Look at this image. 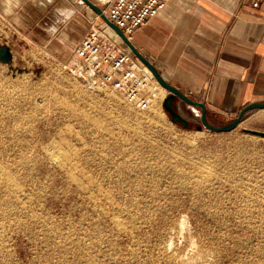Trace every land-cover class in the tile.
<instances>
[{"label":"rangeland","instance_id":"rangeland-1","mask_svg":"<svg viewBox=\"0 0 264 264\" xmlns=\"http://www.w3.org/2000/svg\"><path fill=\"white\" fill-rule=\"evenodd\" d=\"M98 20L100 22L101 18L98 17ZM124 46L126 45L124 44ZM124 46L122 47L123 49ZM74 54L65 58V60H59L56 57L46 55L0 18V161L2 162H0V165L3 164L6 168L9 164V166H12V168L8 167V170L12 171L15 179L18 178L16 181L19 185L17 187L0 188V194L2 193L0 197H5L4 200H2V197V199L0 198V215L2 213L4 214V216L1 215L3 218L0 216V220L3 221L0 222V229L3 232L5 231V233L10 231L3 237L4 234L0 230V236H2L0 238V264H66L68 262H70L68 264H74L73 256L75 246L73 245L71 247L69 245L76 235L74 232V228L77 225L76 221L81 218L79 214L82 213L84 208L87 209L88 214L90 213L89 219H93H88V222L86 219L82 220L80 226L84 227L83 232H85V228L89 224L96 228V230L103 229V226L105 228V231L103 230L105 233L96 235L97 238L94 236L91 240L94 243L101 241L104 245L103 247L100 242L99 247L101 249L99 247L94 249L96 256H98V263L107 264L110 261L108 264H111L114 259H117L119 264H126L128 262L127 260H129L130 264H138L140 256H143L141 258L142 262L140 261L139 264L143 263L142 259L144 257L146 258L143 264H158L159 259L157 260L155 257L157 255L158 258L157 248L155 247H158V244H160L159 238L157 237V226L151 222L150 225L149 223L146 224L147 226L143 224L149 219L148 217L151 218L152 215L155 217L159 206L167 208V204L169 203L168 208L174 205V214L177 215L176 217L178 219L181 215H186V221L188 222L191 233H198L201 240H203V237V242H206L205 244L211 248L219 247L220 244L219 248L223 256L220 258L217 254L215 256L214 253L208 252L205 256V258L208 256V259L206 258L208 262L206 261L205 264H264V137L247 132V130L264 132V109L249 112L235 130L226 133H217L205 127L202 130H198V127L202 125L200 116L195 118L185 104L178 103L177 109H179L183 116L192 121L189 128H184L181 124L173 123L171 115L164 108V101L168 96V92L164 93V91L160 90L162 94L158 91V88H155L152 81V83L150 81L147 83L146 89L141 96L144 100L149 96L147 104L137 105V103L129 101L124 93L114 90L111 86H104L101 80L93 75V73H88L84 69H81L78 66L79 64L74 60ZM141 64L142 62H139L141 72L146 76V73L142 70V66L144 65ZM154 90L156 93H151V91L155 92ZM157 93L158 96H156ZM10 97L11 99H9ZM237 116L235 115L227 120L216 119L210 116H207V118L211 125L222 127L232 123ZM124 120L126 121L124 122ZM123 123L124 125H122ZM53 145L57 146V150ZM64 149H67V151ZM63 151L72 153L71 156L74 161L70 160L66 162L60 159L62 156L59 158V155ZM47 152L49 153L47 154ZM53 152L59 155H54ZM123 152L125 156H123ZM74 156L77 158H74ZM6 162L9 164H6ZM58 162L107 163L106 169L108 168L110 171L108 169L105 170L103 175V172H100L101 176L105 175L103 178L105 182L101 178V183L104 182L105 188L110 186L107 183L110 182V179L113 178L112 180H115L117 178H115V171L110 163H132L143 169L144 177L147 175L151 176L144 178V180H147L142 184L144 185L142 188L147 191L145 192L142 188L139 189L144 193L138 190V192L135 191L132 188H135L133 185H127L124 188L125 194L124 192H120L121 195L118 192H113L114 195L112 194L122 206L125 204L123 207H128L129 214L134 211L130 215L128 212H125L126 214L122 213L120 215L121 213H119L118 216H121V220L126 223V227L129 226L127 229L129 228L131 232L133 230V233H136L135 235L137 237L133 235L134 237L132 238L125 233L117 232L118 230L115 229L114 225L111 226V215L102 217L103 215H99L94 211L95 208L92 209L94 206H87L86 203L84 205L76 195L77 193L75 191L77 189L75 184L69 182L70 180L65 176L67 172L66 168L68 167L64 166L65 168H63L61 164H57ZM201 166L207 169L209 168L212 173L209 170L206 171V168L205 170L202 169ZM14 169L20 171L14 173ZM152 169L154 170L152 171ZM155 171L158 172L155 173ZM174 171H181L179 173L182 175H189L187 177L185 176V179L192 183L191 187H200V190L196 191V195H198L195 197L196 200L194 197L192 199L195 201L201 200L204 203L202 204L204 206L201 210L191 209L189 213H186L183 209L182 214L179 213V209L185 206L183 196L186 200L188 199V205L194 202V200L190 202L191 198L189 197H191V194L189 196L187 194L179 196L170 193L166 196L167 198L163 197L161 202H156L157 195L154 194L153 189L156 187L159 189L163 187L161 189L162 191L166 189L165 186L169 185L167 184V177L170 178L172 174L175 175ZM200 171L202 172L200 173ZM17 174L18 176L16 177ZM155 177L161 179L159 181L160 183L157 182ZM107 179L109 181L106 182ZM153 185L156 186L154 187ZM180 185L181 183L176 184V187ZM205 185L211 188L214 194ZM128 189L131 196L130 193H127ZM19 190L22 194H19ZM24 190H27V192ZM131 190H134L133 193ZM147 192L152 193L148 194ZM199 193L205 195V197ZM11 194L14 196L17 194L18 199ZM7 195L14 202L11 199L9 200ZM26 195L28 197L31 195L33 198H28ZM25 197L29 200L32 199L31 202ZM5 199H7V202H5ZM153 199L156 200L153 201ZM21 202L22 204H20ZM12 204L15 211L12 208ZM153 204H156V206ZM77 205H80L82 208L84 206L80 213L75 211ZM151 205L152 207H150ZM7 206L12 208L13 211L9 207L7 208ZM2 208L5 210L8 209L6 214ZM83 211L86 212V210ZM13 212L16 214H13ZM31 212L32 214L34 212V215L31 216ZM93 213L95 216L92 215ZM150 213L151 215H149ZM21 214L23 215L21 219L24 217L27 219L21 221L19 218ZM27 214L31 218L27 217ZM174 214H171V216H174ZM12 215H17L14 220L12 218L15 216L12 217ZM90 216H94L98 224L95 222L94 217ZM129 216H132V218ZM145 216L147 218L144 219ZM37 218L39 219L36 220ZM16 219L19 220L16 221ZM40 219L44 223H40ZM131 219L133 222H131ZM125 220L128 221L126 222ZM29 221L33 223L35 221L37 223L38 221L40 227H36V225H39L38 223H34V225H32L33 223L29 224ZM15 222L21 223L17 225ZM93 222L98 226L96 227ZM108 222L111 225H108ZM99 223L101 226H99ZM131 224L132 226L135 225L133 226L134 228L130 226ZM4 228L6 229L4 230ZM11 228H14L13 231ZM32 228L33 230H30ZM144 228L145 230H143ZM37 229L38 233L36 234L35 232L37 231L35 230ZM106 229H109V232ZM146 230L148 232L145 234ZM44 231L46 232L45 234ZM110 231L114 232L112 233ZM38 234L40 235L38 236ZM55 234L58 235L56 236ZM6 235L7 237L9 235L11 237L7 238ZM50 235L52 238H50ZM99 236H102V238ZM120 236L121 238H119ZM48 237L51 239L50 242L47 241ZM103 237H106L104 239L107 242L105 240L103 241ZM139 237H143L144 239L141 238V240ZM206 237L210 240L207 241L208 239ZM149 239L152 240L149 241ZM108 240L110 243H108ZM214 240L217 241L214 242ZM126 241L131 245H128ZM151 241L156 242L152 243ZM178 243H181V240ZM212 243L216 244L213 245ZM108 244L112 247L109 248ZM119 245L120 249L123 248L122 250L119 249ZM134 245H139L140 247H135ZM151 245L155 247L153 246L152 249ZM63 246L65 247L64 249L70 248V250H64L62 248ZM146 246H148L147 249H144ZM59 247L63 251H60L58 249ZM2 248L3 250H1ZM104 249L106 252H104ZM141 249L145 251L142 252ZM118 250L122 251V253H118ZM127 250L130 251L128 252ZM107 252L108 254H106ZM133 253L137 254L131 255ZM106 255L107 257H105ZM135 255L137 256L135 257ZM114 256H122V258H119V260ZM100 257L104 261L106 260L105 258L107 260L104 262L102 259H99ZM217 257L219 261L215 260V258L218 259ZM123 259L125 260L123 261ZM147 260L149 263L145 262ZM117 261H113L112 264L118 263Z\"/></svg>","mask_w":264,"mask_h":264},{"label":"crops","instance_id":"crops-1","mask_svg":"<svg viewBox=\"0 0 264 264\" xmlns=\"http://www.w3.org/2000/svg\"><path fill=\"white\" fill-rule=\"evenodd\" d=\"M253 3L170 0L130 41L166 81L205 103L207 116L227 120L264 102V0ZM98 17L83 0H0V18L59 60L74 54L92 23L108 27Z\"/></svg>","mask_w":264,"mask_h":264},{"label":"bare ground","instance_id":"bare-ground-1","mask_svg":"<svg viewBox=\"0 0 264 264\" xmlns=\"http://www.w3.org/2000/svg\"><path fill=\"white\" fill-rule=\"evenodd\" d=\"M115 32V31H114ZM141 65H144L143 63L141 64ZM140 68V67H139ZM142 70H144V72L146 73V83H148L149 81L151 82H153L154 83V85H155V88H158L159 90L158 91H160V90H162V91H164V93L165 92H167L166 91V89H164L157 81H156V79L154 78V76H153V74H152V72L144 65V66H142ZM151 82V83H152ZM153 89V88H152ZM150 90H151V88H150ZM157 90V89H156ZM155 91V90H154ZM162 91H160L161 93H162ZM147 92V91H146ZM159 92V93H160ZM149 93V92H148ZM151 93H156V91L155 92H152L151 91ZM150 93V94H151ZM163 94V93H162ZM154 96H155V94H153ZM160 95V94H159ZM156 96H158V93H157V95ZM12 97V96H11ZM11 97L9 98V99H11ZM149 97V96H148ZM148 97H147V99H148ZM117 98V97H116ZM8 99V100H9ZM146 99V100H147ZM151 99V98H150ZM6 100H7V98H6ZM7 103V102H6ZM120 103V102H119ZM137 105H139V104H137ZM140 105H142V104H140ZM131 111V110H130ZM6 114V113H5ZM94 121H96V120H94ZM126 120H124V122H125ZM128 121V120H127ZM91 122V121H90ZM94 123V122H93ZM99 123V122H98ZM128 124V123H127ZM122 125H124V123L122 124ZM130 125V124H129ZM125 127H127V126H125ZM128 127H130V126H128ZM62 130V129H61ZM64 131V130H63ZM63 134V133H62ZM62 137V136H61ZM124 141V140H123ZM128 141V140H127ZM119 142H120V140H119ZM60 144H61V142H60ZM59 144V145H60ZM62 145H63V143H62ZM61 145V146H62ZM120 145H121V142H120ZM54 146V145H53ZM55 147V149L57 148V146H54ZM60 147V146H59ZM66 147H67V145H66ZM72 147V146H71ZM118 147V146H117ZM65 148V147H64ZM123 148H125V147H123ZM54 149V148H53ZM61 149V148H60ZM59 149V150H60ZM74 149V148H73ZM117 149H120V148H117ZM116 149V150H117ZM57 150V149H56ZM63 150V149H62ZM65 150V149H64ZM68 150H69V148H68ZM47 151V150H46ZM49 151V150H48ZM65 151H67V149L65 150ZM119 151V150H118ZM121 151V150H120ZM58 152V151H57ZM60 152H61V150H60ZM49 152H47V154H48ZM52 153V152H51ZM122 153V152H121ZM46 154V153H45ZM53 154L54 155H59V154H55L54 152H53ZM52 154V155H53ZM72 154V153H71ZM71 154L70 153H67V152H64L63 151V153H60V155H59V158H60V156H62L60 159H62V160H64V161H70V160H73V158H72V156H71ZM75 154V153H74ZM119 154H120V152H119ZM123 154H124V152H123ZM80 157H81V155H79ZM123 156H125V154L123 155ZM1 157V156H0ZM49 157V156H48ZM47 157V158H48ZM55 157H57V156H55ZM76 156H74V158H75ZM77 158V157H76ZM2 159V158H1ZM56 159V158H55ZM55 159H53V160H55ZM60 159H59V161H60ZM50 160H52V159H50ZM56 161V160H55ZM74 161V160H73ZM1 162V161H0ZM49 162H51V161H49ZM54 162V161H53ZM77 162V161H76ZM2 163V162H1ZM6 164H9L8 162H6ZM56 164V163H55ZM58 165L59 164H61L62 166L61 167H63V168H65L64 166H67L68 168H66L67 169V172H66V175L65 176H67L68 177V179L70 180L69 182H73L74 184H75V186H76V189H77V191H75L77 194V196L79 197V199L83 202V204L84 203H86V205L87 206H94L92 209H94V211H96V213H98L99 215H103L102 217H105V216H107V215H111L112 217H111V222H112V225L110 224V222H108V225L110 224L111 226H113L114 225V227H115V229H117L116 231L117 232H120V233H125L127 236H131L132 238L134 237L133 235H135L136 233H133V230H132V232L131 231H129V228L127 229V227H129V226H127L126 227V223H124L123 222V220H121V216L119 217L118 215H119V213H121L120 215H122V213H124V214H126L125 212H128L129 210H127V208L128 207H123L122 206V204L118 201V200H116L115 198L116 197H113V192H118V193H122V192H124V188H125V186H127V185H133V186H135V188L134 187H132L135 191H141V190H139V189H141L144 185H142L143 184V182L144 181H146L147 179H145L144 180V178H148V177H151V176H146V177H144V171H143V169H141L139 166H137V165H134V164H132V163H110V164H112V167L114 168V171H115V180H112V179H110V182H107V181H109L108 179L106 180V182L107 183H109L110 184V186L108 187V188H105V184H103L105 181H104V176H101L100 174L102 173V175L105 173V170H107L106 169V164L107 163H57ZM10 165V164H9ZM8 165V167L10 168H12V166H9ZM107 166H109V165H107ZM8 167L6 168V166H3V164L2 165H0V188H3V187H10V186H16L17 187V179L18 178H16L15 179V177H14V175H13V173H12V171H9L8 170ZM15 167V166H14ZM60 167V168H61ZM175 167H177V166H175ZM202 167V166H201ZM210 167V166H209ZM111 168V167H110ZM152 168V167H151ZM205 168L206 167H202V169H204L205 170ZM17 169V168H16ZM20 169V168H19ZM65 169V170H66ZM156 169V168H155ZM162 169V168H161ZM11 170H13V169H11ZM15 170V169H14ZM21 170V169H20ZM19 170V171H20ZM64 170V171H65ZM109 170V169H108ZM154 169H152V171H153ZM160 170V169H159ZM158 170V171H159ZM209 170V168L207 169L206 168V171H208ZM212 170V169H211ZM18 170H15L14 171V173L15 172H19ZM63 171V172H64ZM110 171V170H109ZM113 171V172H114ZM158 171H155V173L156 172H158ZM176 171H178V170H176ZM176 171H174L175 172V175H173L172 174V176H170V178L169 177H167L168 178V183L167 184H169V185H166L165 187H166V189H164L163 191L161 190L162 188H158V187H156L155 189H153L154 190V194L155 195H157V197H156V199H153V201L154 200H156V202H161V200L163 199V197H165V198H167L166 196L168 195V194H174V195H179V196H182L183 194H187L188 196L191 194V197H189V198H191V201L190 202H192V200H194V199H192L193 197L195 198L196 196H198V195H196V191H199L200 190V187H198V188H196V186H194V187H191V185H192V183H190L188 180H186L185 178L187 177V176H189V175H182L181 173H179V172H181V171H179V172H176ZM210 171V170H209ZM101 172V173H100ZM107 172V171H106ZM159 172H161V171H159ZM165 172V171H164ZM184 172V171H183ZM202 171H200V173H201ZM211 172V171H210ZM151 173V172H150ZM186 173V172H185ZM199 173V172H198ZM212 173V172H211ZM107 174V173H106ZM207 174V173H206ZM206 174H205V176H206ZM20 175H21V173H20ZM111 175V174H110ZM151 175H152V173H151ZM158 175V174H157ZM156 175V177H158ZM199 175H201V174H199ZM18 176V174L16 175V177ZM112 177H113V175H111ZM111 176H109V177H111ZM153 176H154V174H153ZM186 176V177H185ZM204 176V177H205ZM66 177V178H67ZM155 177V178H156ZM160 177V176H159ZM195 177V176H194ZM203 177V178H204ZM101 178L103 179V183H101ZM154 178V179H155ZM162 178H163V176H162ZM197 178H198V176H197ZM200 178V177H199ZM201 178H202V176H201ZM105 179H106V177H105ZM151 179V178H150ZM157 179V182L158 183H160L159 181L161 180L160 178H156ZM163 179H165V178H163ZM188 179H189V177H188ZM195 180V179H194ZM19 181V180H18ZM151 181H153V180H151ZM165 181V180H164ZM156 182V181H155ZM154 182V183H155ZM203 182V181H202ZM210 182V181H209ZM208 182V183H209ZM19 183V182H18ZM145 183V182H144ZM166 183V182H165ZM181 183V185L178 187H176V184L178 185V184H180ZM193 183H195L194 181H193ZM200 183V182H199ZM204 183V182H203ZM213 183V182H212ZM70 184V183H69ZM152 184V183H151ZM157 184V183H156ZM201 184V183H200ZM71 185V184H70ZM73 185V184H72ZM160 185V184H159ZM195 185H197V184H195ZM201 185H203V184H201ZM19 186V185H18ZM32 186V185H31ZM74 186V185H73ZM108 186V185H107ZM146 186V185H145ZM152 186V185H151ZM154 187L156 186V185H153ZM204 186V185H203ZM205 186H207V185H205ZM21 187H23L22 185H21ZM33 187V186H32ZM160 187V186H159ZM202 187V186H201ZM19 188V187H18ZM24 188V187H23ZM129 188H130V186H129ZM132 188H130V189H132ZM153 188V187H152ZM203 188V187H202ZM209 187L207 186V189H208ZM11 189H12V187H11ZM22 189V188H21ZM34 189V188H33ZM127 189V188H126ZM142 189H144V188H142ZM148 189V188H147ZM209 189H211V188H209ZM5 190V189H4ZM75 190V189H74ZM134 190H131L132 191V193H133V191ZM152 190V191H153ZM205 190V189H204ZM2 191H3V189H2ZM25 192H27V190H24ZM126 191V190H125ZM129 191V189L127 190V193H130V192H128ZM137 191V192H138ZM144 191L146 192L147 190L146 189H144ZM151 191V190H150ZM205 191H207V190H205ZM205 191H203V192H205ZM208 191H210V190H208ZM211 191H212V189H211ZM210 191V192H211ZM9 192V191H8ZM19 192H20V190H19ZM24 192V193H25ZM142 192V191H141ZM185 192V193H184ZM209 192V193H210ZM5 193V192H4ZM3 193V194H4ZM12 193V192H11ZM14 193V192H13ZM17 193V192H16ZM117 193V194H118ZM121 193H120V195H121ZM142 193H144V192H142ZM141 193V194H142ZM148 193V192H147ZM152 193V192H151ZM151 193H148V194H151ZM195 193V194H194ZM198 193V192H197ZM206 193V192H205ZM208 193V192H207ZM212 193H213V191H212ZM2 194V193H1ZM0 194V195H1ZM18 194V193H17ZM17 194H15V196L17 195ZM19 194H22L21 192L19 193ZM28 194V193H27ZM30 194H31V191H30ZM113 194V195H112ZM124 194H125V192H124ZM139 194V193H138ZM140 194V195H141ZM153 194V195H154ZM200 194V193H199ZM214 194V193H213ZM212 194V195H213ZM9 195H10V192H9ZM9 195H7L6 197L7 198H9L10 196ZM12 195V194H11ZM25 195V194H24ZM33 195V194H32ZM201 196H204L205 197V195H202V194H200ZM199 195V196H200ZM210 195V194H209ZM4 196V195H3ZM13 197H15L14 195H12ZM18 196H21V195H18ZM27 196V195H26ZM34 196V195H33ZM130 196H131V193H130ZM133 196V195H132ZM186 196V195H185ZM200 196V197H201ZM2 197V196H1ZM0 197V198H1ZM17 197V196H16ZM23 197V196H22ZM28 197V196H27ZM27 197H25V198H27ZM126 197H127V195H126ZM216 197V196H215ZM3 198V197H2ZM1 198V199H2ZM5 198V197H4ZM4 198L2 199V200H4ZM20 198V197H19ZM28 198H33V197H31V195H29V197ZM27 198V199H28ZM130 198V197H129ZM154 198V197H153ZM198 198V197H197ZM212 198V197H211ZM11 198H9V200H10ZM16 199V198H15ZM17 199H18V197H17ZM26 199V200H27ZM130 199H132V198H130ZM139 199V198H138ZM183 201L185 202V206L186 205H188V199L186 200L185 199V197L183 196ZM205 199H207V198H205ZM204 199V200H205ZM209 199V198H208ZM6 201L5 202H7V199H5ZM8 200V201H9ZM12 201H13V199H11ZM25 200V199H24ZM25 200V201H26ZM29 200V199H28ZM27 200V201H28ZM32 200V199H31ZM31 200H29L30 202H31ZM77 200V199H76ZM195 200H196V198H195ZM194 200V202L192 203V204H189L187 207H183L182 206V208L181 209H179V213H181L182 211H183V209H184V211H186V213H189V211H191V209H194V210H196V209H202L203 208V206L204 205H202V204H204L203 202H201V200H199V201H195ZM211 200H213V199H211ZM214 200H216V199H214ZM18 201V200H17ZM16 201V202H17ZM23 201V200H22ZM79 201V200H78ZM134 201H136V200H134ZM165 201V200H164ZM1 202V201H0ZM3 202V201H2ZM14 202V201H13ZM13 202H11V203H13ZM15 202V203H16ZM33 202V201H32ZM4 203V202H3ZM3 203H1L2 205H3ZM29 203V202H28ZM163 203H165V202H163ZM5 204V203H4ZM7 204V203H6ZM8 204H9V202H8ZM20 204H22V202L20 203ZM19 204V205H20ZM23 204H24V202H23ZM27 204V203H26ZM25 204V205H26ZM80 204V203H79ZM131 204H132V202H131ZM140 204V203H139ZM157 204V203H156ZM156 204H153V205H155L156 206ZM166 204H167V202H166ZM170 204V203H169ZM169 204H167V208H164V207H162V206H157L158 207V210H157V213L155 214V217H154V215H152L151 216V218L150 217H148L149 219L148 220H144L146 223L145 224H143V225H146V224H148L149 223V225H150V222L152 223V224H154L155 226H157L156 228V230H157V237L159 238V242H160V244H158V247H155L154 245H151L152 246V249H153V246L155 247V248H157V250H156V252L158 253V258H157V255L155 256L156 257V259L158 260L159 259V262H157L158 264H202V263H204L205 264V262L207 261V259L205 258V256L207 255V253L209 252V253H214V255L216 256V254H217V256L218 257H220L221 258V256H223V255H221V250H220V244H219V247H213V248H211V247H209L207 244H205L204 242H203V240H204V238L202 237V239L203 240H201V238H200V235L198 234V233H191L189 230V226H188V222L186 221V215H181V217L178 219L176 216L177 215H175L174 213H175V207H174V205H171V208H168L169 207ZM171 204H173V203H171ZM11 205V204H10ZM15 205V204H14ZM28 205V204H27ZM32 206H33V204H31ZM43 205V204H42ZM75 205V204H74ZM85 205V204H84ZM134 205V204H133ZM164 205V204H163ZM184 205V204H183ZM5 207H6V205H4ZM12 206H13V204H12ZM22 206V205H21ZM32 206H30V207H32ZM41 206V205H40ZM87 206H86V208H87ZM130 206V205H129ZM135 206V205H134ZM138 206V205H137ZM140 206V205H139ZM9 206H7V208H8ZM29 207V206H28ZM130 207H132V206H130ZM150 207H152V205L150 206ZM149 207V209H151ZM10 208V207H9ZM13 208V210H14V206L12 207ZM12 208H10L11 210H12ZM15 208H16V206H15ZM83 208H84V206H83ZM80 205L78 206L77 205V208L75 209V211L76 212H81V210L83 209ZM125 208V209H124ZM135 208V207H134ZM186 208V209H185ZM3 210H5L4 208H2ZM2 209H1V211H2ZM22 210H23V208H21ZM21 209H19V211H21ZM24 209H27V208H24ZM130 209V208H129ZM12 210V211H13ZM17 210V209H16ZM30 210V209H29ZM33 210V209H32ZM83 210H86V212H84ZM82 210V213L81 214H79V216H81V218L80 219H78L76 222H77V225H76V227L74 228L75 229V233H76V235L74 236V238H73V240H72V245L70 244H68L69 246H75V250L74 249H72V250H74V258H73V260L75 261L74 262V264H97L98 263V259H97V257L98 256H96V254H95V251H94V249H96V248H98L100 245H99V243L101 242H95L94 243V241H91L92 240V238L95 236L96 237V235H102V233H105V232H103V230L105 229L104 228V226H103V229H101V230H99V229H97V230H99V231H97L96 230V228H94V227H92V225L91 224H89L86 228H85V232H83L82 230H83V228L84 227H81L80 225H81V222H82V220L83 219H86V221L89 219V215H90V213L88 214V212H87V209H83ZM136 210H138V209H136ZM173 210V211H172ZM6 211H8V209L7 210H5V214H6ZM11 211V212H12ZM15 211V210H14ZM18 211V210H17ZM16 211V213H18ZM31 211V210H30ZM147 211V210H146ZM145 211V212H146ZM148 211H150V210H148ZM154 211V210H153ZM23 212V211H22ZM21 212V213H22ZM74 212V211H73ZM90 212V211H89ZM132 212V211H131ZM134 212V211H133ZM132 212V213H133ZM2 213V212H1ZM9 213H10V211H9ZM15 212H13V214H14ZM15 213V214H16ZM25 213H27V212H25ZM25 213H23L25 216H26V214ZM75 213V212H74ZM95 213V214H96ZM132 213H130V214H132ZM137 213V212H136ZM139 213V212H138ZM8 214V213H7ZM12 214V213H11ZM19 214H20V212H19ZM30 214V213H29ZM77 214V213H76ZM128 214H129V212H128ZM129 214V215H130ZM153 214H154V212H153ZM171 214H174V216L172 215L171 216ZM182 214V213H181ZM2 216H4V214L2 213L1 214ZM0 215V216H1ZM22 215V214H21ZM20 215V220L22 221L23 219L24 220H26L25 219V217L23 218V219H21L22 217H23V215L21 216ZM28 215V214H27ZM32 215H34V212H33V214H32V212H31V216ZM35 215H37V214H35ZM92 215H94V213L92 214ZM137 215V214H136ZM146 215H148V214H146ZM149 215H151V213L149 214ZM148 215V216H149ZM1 216V217H2ZM9 216V215H8ZM15 216V217H14ZM12 215V217H14V218H12L13 220L16 218V216L17 215ZM19 216V215H18ZM31 216H27V217H30L31 218ZM95 216V215H94ZM94 216H90V217H94ZM124 216V215H123ZM126 216H128V215H126ZM133 216V215H132ZM132 216L130 217V218H132ZM144 216V215H143ZM0 217V218H1ZM34 217V216H33ZM46 217V216H45ZM96 217H97V214H96ZM176 217V218H175ZM3 218V217H2ZM29 218V219H30ZM35 218H36V216H35ZM76 218H78V217H76ZM107 218V217H106ZM136 218V217H135ZM139 218V217H138ZM143 218V217H142ZM145 218H147L146 216L144 217V219ZM39 218H37L36 220H38ZM42 219V218H41ZM40 219V223H42L43 222V220H41ZM90 219H93V218H90ZM89 219V220H90ZM94 219H95V217H94ZM100 219H101V217H100ZM105 219V218H104ZM103 219V220H104ZM122 219H124V218H122ZM127 219H128V217H127ZM141 219V218H140ZM3 220V219H2ZM6 220H7V216H6ZM19 220V219H18ZM17 219H16V221H18ZM47 220V219H46ZM49 220V219H48ZM88 220V221H89ZM99 220V219H98ZM136 220H139V219H136ZM153 220H155V221H153ZM33 221H34V219H33ZM87 221V222H88ZM100 221V220H99ZM126 221V220H125ZM128 221V220H127ZM126 221V222H127ZM142 221H143V219H142ZM0 222H3V221H1L0 220ZM8 222V221H7ZM9 222L11 223V221L9 220ZM8 222V223H9ZM46 222V221H45ZM86 222V223H87ZM95 222H96V219H95ZM101 222V221H100ZM131 222H133L132 221V219H131ZM140 222V221H139ZM138 222V223H139ZM5 223V222H4ZM3 223V224H4ZM7 223V224H8ZM9 223V224H10ZM13 223V222H12ZM15 223H17V222H15ZM19 223V222H18ZM18 223H17V225H18ZM21 223V222H20ZM19 223V224H20ZM30 223H33L32 221L30 222L29 221V224ZM34 223H36V221L34 222ZM34 223L32 224V225H34ZM37 223H38V221H37ZM36 223V224H37ZM44 223V222H43ZM86 223H84V224H86ZM91 223V222H90ZM97 224H98V222H96ZM96 223H94L93 222V224H95L96 225ZM106 223V222H105ZM129 223V222H128ZM136 223V222H135ZM1 224V223H0ZM6 224V225H7ZM8 224V225H9ZM26 224H27V222H26ZM29 224H28V226H29ZM39 224V223H38ZM83 224V225H84ZM100 224V223H99ZM130 224V223H129ZM133 224V223H132ZM132 224L130 225V226H132ZM137 224V223H136ZM142 224V223H141ZM140 224V225H141ZM24 225H25V223H24ZM106 226H107V223L105 224ZM148 225V226H149ZM153 225V226H154ZM21 226V225H20ZM27 226V227H28ZM37 226H39L40 227V224L39 225H36V227ZM47 226H49V225H47ZM73 226H72V230H73ZM98 225H96V227H97ZM99 226H101V224L99 225ZM133 226H135V225H133ZM132 226V227H133ZM142 226V225H141ZM147 226V225H146ZM146 226H145V228H146ZM7 227V226H6ZM10 227V226H9ZM14 227H17V226H14ZM53 227H54V224H53ZM110 227V226H109ZM132 227H131V229H132ZM2 228H3V226H2ZM21 228V227H20ZM29 228H31V227H29ZM35 228V227H34ZM100 228V227H99ZM107 228V227H106ZM111 228V227H110ZM109 228V229H110ZM134 228V227H133ZM136 228V227H135ZM137 228H138V226H137ZM136 228V229H137ZM142 228V227H141ZM145 228L143 229V230H145ZM151 228V227H150ZM153 228V227H152ZM6 228H4V230H5ZM8 229V228H7ZM12 229V228H11ZM10 229V230H11ZM14 229V228H13ZM13 229H12V231H13ZM109 229L107 230L106 229V231H108L109 232ZM112 229H114V228H112ZM115 229H114V231H115ZM148 229V228H147ZM1 230V229H0ZM17 230V229H16ZM21 230V229H20ZM30 230H33V228L32 229H30ZM111 230V229H110ZM156 230H155V232H156ZM2 231V230H1ZM35 231H37V232H35L36 234L38 233V229L37 230H35ZM82 231V233H80ZM105 231V230H104ZM114 231H110V232H114ZM134 231H136V230H134ZM138 231H139V229H138ZM8 232H10V231H8ZM8 232H6L5 233V231L3 232L2 231V234H4V236L3 237H5V234H7ZM32 232V231H31ZM52 232H54V230H52ZM140 232V231H139ZM148 231L146 230V232H145V234L147 233ZM25 233V232H24ZM34 233V235H36ZM46 232L44 231V234H45ZM55 233V232H54ZM74 233V234H75ZM111 233V234H112ZM1 234V235H2ZM106 234H107V232H106ZM138 234V233H137ZM25 235H27L26 233H25ZM40 234H38V236H39ZM43 235V234H42ZM41 235V236H42ZM56 235V234H55ZM58 235V234H57ZM56 235V236H57ZM73 235V234H72ZM109 236H111L110 234H108ZM113 235V234H112ZM114 235H115V233H114ZM120 235H122V234H120ZM149 235V234H148ZM147 235V236H148ZM153 235H154V233H153ZM49 236V235H48ZM63 236V235H62ZM103 236H105V235H103ZM119 236V235H118ZM136 236V235H135ZM142 236V235H141ZM202 236V235H201ZM2 236H0V238H1ZM6 237H7V235H6ZM9 237H11L10 235H9ZM9 237H7V238H9ZM44 237H45V235H44ZM69 237V236H68ZM71 237V236H70ZM73 237V236H72ZM83 237H84V240H83ZM99 237H101L102 238V236H99ZM137 237V236H136ZM143 237H144V234H143ZM143 237H141V238H143ZM146 237V236H145ZM219 237V236H218ZM218 237H216L217 239H218ZM6 238V239H7ZM28 238V237H27ZM38 238H40V237H38ZM50 238H52L51 237V235H50ZM66 239H67V237H65ZM97 238V237H96ZM100 238V239H101ZM106 239V237H103V241ZM119 238H121V236L119 237ZM124 238V237H123ZM140 238V237H139ZM140 238V239H141ZM147 238V237H146ZM154 238V237H153ZM207 238V237H206ZM214 238V237H213ZM220 238V237H219ZM222 238H224V237H222ZM221 238V239H222ZM5 239V238H4ZM99 239V238H98ZM109 239H110V237H109ZM114 239V241H116V239L115 238H113ZM144 239V238H143ZM208 239V238H207ZM206 239V240H207ZM215 239V238H214ZM3 240V239H2ZM43 240H45V239H43ZM50 240L51 239H49V237H48V240L47 241H49L50 242ZM86 240V241H85ZM97 240V239H96ZM121 240V239H120ZM130 240V239H129ZM142 240V239H141ZM150 240H152V239H149V241ZM155 240V239H154ZM157 240V239H156ZM181 240V243H178V241H180ZM210 239H208L207 241H209ZM220 240V239H219ZM225 240V239H224ZM227 240V239H226ZM4 241V240H3ZM6 241V240H5ZM8 241V240H7ZM32 241L34 242V240L32 239ZM47 241H45V242H47ZM89 241V242H88ZM99 241V240H98ZM106 241V240H105ZM111 241V240H110ZM113 241V242H114ZM119 241V240H118ZM118 241H117V243H118ZM139 241V240H138ZM148 241V240H147ZM213 241V240H212ZM217 241V240H216ZM215 240H214V242H216ZM222 241V240H221ZM107 242V241H106ZM127 242V244H128V241H126ZM152 242V241H151ZM154 242V241H153ZM152 242V243H153ZM156 242V241H155ZM154 242V243H155ZM211 242V241H210ZM102 243V242H101ZM108 243H110L109 242V240H108ZM130 243V242H129ZM142 243V242H141ZM140 243V244H141ZM151 243V244H152ZM158 243V242H157ZM209 243V242H208ZM223 243V242H222ZM52 244V243H51ZM65 244H67V243H65ZM65 244H64V246H65ZM135 244V243H134ZM148 244V243H147ZM213 244V243H212ZM216 244V243H215ZM215 244H213V245H215ZM218 244V243H217ZM224 244V243H223ZM222 244V245H223ZM60 245V244H59ZM63 245V244H62ZM128 245H131V244H128ZM146 245V244H145ZM211 245V244H210ZM212 245V246H213ZM1 246V245H0ZM62 247L63 249L65 248V247ZM102 246L104 247V245H103V243H102ZM116 246H117V244H116ZM135 246V245H134ZM139 246V245H138ZM138 246H135V247H138ZM3 247V246H2ZM56 247V246H55ZM67 247V246H66ZM108 247L109 248H111L110 246H109V244H108ZM140 247V246H139ZM147 247L148 246H146L144 249H147ZM150 247V246H149ZM1 248V247H0ZM74 248V247H73ZM100 248V247H99ZM128 248V247H127ZM132 248H133V246H132ZM59 250H60V247L58 248ZM63 249H61L60 251H63ZM67 249V248H66ZM66 249H64V250H66ZM101 249V248H100ZM119 249H120V245H119ZM123 248H121L120 250H122ZM139 249V248H138ZM151 249V248H150ZM1 250H3V248L1 249ZM6 250V249H5ZM67 250H70V248H68ZM71 250V251H72ZM99 250V249H98ZM112 250V249H111ZM132 250V249H131ZM134 250V249H133ZM137 250V249H136ZM142 250V249H141ZM149 250V249H148ZM70 251V252H71ZM100 251V250H99ZM116 251H117V249H116ZM128 251V250H127ZM130 251V250H129ZM128 251V252H129ZM143 251H145V250H142V252ZM2 252V251H1ZM73 252V251H72ZM72 252H71V255H72ZM104 252H106L105 251V249H104ZM119 252H121L122 253V251H119L118 250V253ZM133 252H135V251H133ZM147 252V251H146ZM146 252H144L145 254H146ZM149 252V251H148ZM151 252V251H150ZM114 253H116V252H114ZM126 253V252H125ZM138 253V252H137ZM137 253H133V254H131V255H134V254H137ZM4 254V253H3ZM8 254V253H7ZM63 254V253H62ZM67 254H68V252H67ZM106 254H108V252L106 253ZM141 254V253H140ZM148 254V253H147ZM154 254V253H153ZM226 254V253H225ZM112 255H113V253H112ZM144 255V254H143ZM149 255H150V253H149ZM148 255V256H149ZM212 255V254H211ZM137 255H135V257H136ZM147 256V257H148ZM64 257V256H63ZM105 257H107V255L105 256ZM104 257V258H105ZM114 257H116V256H114ZM132 257V256H131ZM143 256H140V261H141V258H142ZM151 257H152V255H151ZM210 257V256H209ZM217 257V258H218ZM116 258H122V256L121 257H116ZM146 257H144V259H145ZM153 258H154V256H153ZM213 258V257H212ZM47 259V258H46ZM99 259H102L101 257L99 258ZM106 260H107V258H105ZM109 259V258H108ZM139 259V258H138ZM144 259H142L143 260V263H144ZM149 259V258H148ZM152 259V258H151ZM209 259H211V258H209ZM48 260V259H47ZM62 260H64V259H62ZM61 260V261H62ZM68 260V259H67ZM105 260V261H106ZM113 260V259H112ZM111 260V261H112ZM120 260V259H119ZM125 259H123V261H124ZM156 260V261H157ZM214 260V259H213ZM215 260H217V261H219V258L218 259H216L215 258ZM5 261V260H4ZM72 261V260H71ZM101 261V260H100ZM102 261H104V259H102ZM104 261V262H105ZM113 261H117V259L115 260H113ZM113 261L111 262V264L113 263ZM128 262H129V260H127ZM130 261H132V260H130ZM133 261H135L134 259H133ZM140 261H139V263H140ZM153 261H154V259H153ZM152 261V262H153ZM63 262V261H62ZM65 262V261H64ZM110 262V261H109ZM108 262V263H109ZM118 262V261H117ZM127 262V263H128ZM142 262V261H141ZM146 263L148 262V260L147 261H145ZM151 262V261H150ZM208 262V261H207ZM50 263V262H49ZM59 263H61V262H59ZM68 263H70V262H68ZM68 263H66V264H68ZM100 264H101V262H99ZM98 263V264H99ZM107 263V262H106ZM107 263V264H108ZM116 263V262H115ZM121 263V262H120ZM126 263V264H127ZM133 263V262H132ZM136 263V262H135ZM138 263V264H139ZM143 263H141V264H143ZM149 263V262H148ZM215 263H217V262H215ZM219 263V262H218ZM63 264V263H62ZM72 264V263H71ZM102 264H104V263H102ZM116 264H119V262L118 263H116ZM123 264V263H122ZM129 264H130V262H129ZM137 264V263H136ZM150 264V263H149ZM152 264V263H151ZM210 264H212V263H210Z\"/></svg>","mask_w":264,"mask_h":264},{"label":"built area","instance_id":"built-area-1","mask_svg":"<svg viewBox=\"0 0 264 264\" xmlns=\"http://www.w3.org/2000/svg\"><path fill=\"white\" fill-rule=\"evenodd\" d=\"M91 1L131 39L136 31L158 16L170 0ZM260 1L254 0L253 7L258 8ZM124 44L110 27L102 28L94 22L76 49L74 60L81 69L98 77L104 86L124 93L131 102L145 105L147 100L141 96L147 86L146 76L139 68V59L130 49L122 48Z\"/></svg>","mask_w":264,"mask_h":264},{"label":"water","instance_id":"water-1","mask_svg":"<svg viewBox=\"0 0 264 264\" xmlns=\"http://www.w3.org/2000/svg\"><path fill=\"white\" fill-rule=\"evenodd\" d=\"M97 15H99L104 22L114 30L123 40L125 45L132 51V53L152 72L156 81L168 92V96L164 101V108L171 115V120L175 124H181L184 128H189L191 123L188 118L184 117L181 113L175 110L174 103L185 104L192 112L195 118L200 116L201 126L198 130H202L204 127L212 132L226 133L235 130L243 121L245 116L253 110H263L264 102L250 103L245 106L237 116V118L230 124L216 127L209 123L207 118V106L203 102L195 101L194 99L188 97L185 93L180 91L178 88L170 84L164 79L162 74L158 71L156 66L146 59L132 44L130 39L120 30L114 23H112L108 17L103 13L102 9L98 7L91 0H83ZM250 134L258 135L264 137V132L247 130Z\"/></svg>","mask_w":264,"mask_h":264},{"label":"flooded vegetation","instance_id":"flooded-vegetation-1","mask_svg":"<svg viewBox=\"0 0 264 264\" xmlns=\"http://www.w3.org/2000/svg\"><path fill=\"white\" fill-rule=\"evenodd\" d=\"M177 104H178V102L177 103H174V108H175V110L176 111H178L179 113H181L180 111H179V109H177ZM185 117V116H184ZM187 118V117H186ZM190 121V123H192V121L191 120H189Z\"/></svg>","mask_w":264,"mask_h":264}]
</instances>
